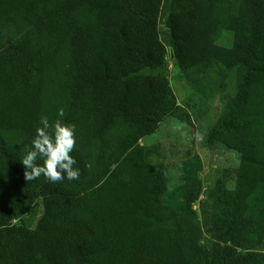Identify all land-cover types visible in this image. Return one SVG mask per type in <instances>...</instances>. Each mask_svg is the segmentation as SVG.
Listing matches in <instances>:
<instances>
[{
  "label": "trees",
  "instance_id": "16d2710c",
  "mask_svg": "<svg viewBox=\"0 0 264 264\" xmlns=\"http://www.w3.org/2000/svg\"><path fill=\"white\" fill-rule=\"evenodd\" d=\"M162 12L187 79L235 73L206 133L239 153L234 186L223 171L202 199L197 154L179 201L140 144L166 117L192 125ZM41 117L75 128L79 180L25 179ZM0 264H264V0H0Z\"/></svg>",
  "mask_w": 264,
  "mask_h": 264
},
{
  "label": "rangeland",
  "instance_id": "374dc122",
  "mask_svg": "<svg viewBox=\"0 0 264 264\" xmlns=\"http://www.w3.org/2000/svg\"><path fill=\"white\" fill-rule=\"evenodd\" d=\"M163 14L164 12L159 23V36L169 51L163 71L168 77L178 103L190 113L192 125L166 117L154 133L140 140V144L154 147L151 161L162 162L165 165L168 189L166 196L179 201L182 199L179 187L182 184L184 168L186 165L189 167L190 157L197 154L202 163V170L198 173L202 186L200 195L202 199L210 193L223 171L228 172L227 187L234 186L235 172L240 160L239 153L223 145L209 144L206 133L215 125L228 102L235 95V73L232 71L222 79L220 69L214 68L205 75L187 79L175 63L172 50L169 48V31L164 24ZM194 209L198 212V203L194 204ZM35 217L36 215L32 213L25 215L26 223L31 226ZM258 241L259 239H250L246 247L253 249L259 247ZM203 242L207 244V240L204 239Z\"/></svg>",
  "mask_w": 264,
  "mask_h": 264
},
{
  "label": "clouds",
  "instance_id": "9594fccd",
  "mask_svg": "<svg viewBox=\"0 0 264 264\" xmlns=\"http://www.w3.org/2000/svg\"><path fill=\"white\" fill-rule=\"evenodd\" d=\"M58 116H64L63 109ZM40 125L31 147L19 159L25 168V179L30 182L43 176L51 183L79 180L77 160L71 155L76 146L75 128L60 120L50 124L47 117L40 118Z\"/></svg>",
  "mask_w": 264,
  "mask_h": 264
},
{
  "label": "water",
  "instance_id": "95a60500",
  "mask_svg": "<svg viewBox=\"0 0 264 264\" xmlns=\"http://www.w3.org/2000/svg\"><path fill=\"white\" fill-rule=\"evenodd\" d=\"M172 52V51H171Z\"/></svg>",
  "mask_w": 264,
  "mask_h": 264
}]
</instances>
